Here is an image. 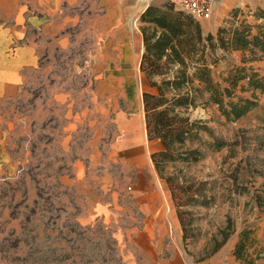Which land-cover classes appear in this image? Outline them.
I'll use <instances>...</instances> for the list:
<instances>
[{"label": "rangeland", "instance_id": "rangeland-1", "mask_svg": "<svg viewBox=\"0 0 264 264\" xmlns=\"http://www.w3.org/2000/svg\"><path fill=\"white\" fill-rule=\"evenodd\" d=\"M223 3L211 21L196 20L208 25L204 36L243 22L257 34L262 20L255 16L264 0ZM104 15L98 4L63 5L46 30L25 21V38L19 41L18 20L0 8V58L9 42L12 51L26 37L38 44L36 63L22 70L12 92L0 94V264H155L150 252L169 258V246L190 264H264V95L243 85L235 98H226V103L236 97L259 101L260 107L238 121H228L201 95L207 93L204 86H195L201 90L195 106L179 109L182 117L212 132L201 130L192 141L177 144L174 160L160 168L151 163L161 178L170 179L181 222L178 236L167 235L129 197L148 164L130 165L113 147L120 105L119 93L103 83L115 54L107 51L101 30ZM143 26L141 17L138 22L132 17L133 32ZM234 53L217 50L212 57L221 64ZM239 55L240 66L264 70V54L245 64L243 58L252 55ZM175 70L145 75L147 86L173 79ZM136 87L145 92L141 82ZM215 139L225 146L214 150ZM194 149L203 157L184 161ZM243 231L251 236L238 259Z\"/></svg>", "mask_w": 264, "mask_h": 264}, {"label": "crops", "instance_id": "crops-1", "mask_svg": "<svg viewBox=\"0 0 264 264\" xmlns=\"http://www.w3.org/2000/svg\"><path fill=\"white\" fill-rule=\"evenodd\" d=\"M153 1L148 4L147 0H0V8L4 13L18 20L19 41L25 38L26 31L23 30L25 21L28 20L36 28L42 27L46 30L63 5L80 6L92 3L98 4L105 10L101 30L107 34L106 41L109 46L107 51L111 49L115 54L114 63L108 64L107 72H110V75L103 83L111 91L119 93L120 105V109L115 113L114 124L117 133L113 147L117 154L130 165L140 167L141 162H146L149 166L146 169L141 167L142 180L130 186L129 197L137 203L140 211L151 221L154 228L165 231L167 235L175 232L178 236L181 232V222L171 188L167 180L161 178L155 166L151 164L153 163L152 155L162 151L164 146L161 140H149L143 93L140 94V87H136L141 82L145 91L151 90V86H147V77L140 70L144 53L143 34L141 29L133 32L131 21L133 16H137L138 22ZM223 5L221 0L217 7ZM200 24L203 30L208 28L207 24L204 25L201 22ZM134 26H136L135 23ZM11 44V42L8 43L5 47L7 52L5 51L0 58V94L2 95L12 92L21 82L22 70L33 66L37 61L38 44L34 40L26 37V43L17 45L14 51L11 50ZM10 51L11 54H9ZM239 54L240 51H237L227 56V60L212 68L215 82H219L220 77L224 81L229 70L240 66ZM261 65L264 66L262 63ZM255 69L264 75V70ZM243 85L249 86L248 82L242 81L235 90L236 95L242 91ZM195 86L201 88L203 85L196 81ZM207 93H201V95L211 101V95ZM1 160L0 155V162ZM168 250L173 252L169 258L150 252L155 264H190L174 247L169 246Z\"/></svg>", "mask_w": 264, "mask_h": 264}, {"label": "trees", "instance_id": "trees-1", "mask_svg": "<svg viewBox=\"0 0 264 264\" xmlns=\"http://www.w3.org/2000/svg\"><path fill=\"white\" fill-rule=\"evenodd\" d=\"M262 20L253 34L251 25L243 22L230 31L221 28L217 36H204L201 24L192 16L176 8L171 3L151 5L141 15V27L144 42V53L140 70L148 77L168 75L178 66L173 79L161 83L151 80V87L156 93H143V103L147 122L149 140H161L163 150L152 155L156 168L161 163L174 160L173 149L177 144H185L199 136L201 130L211 133V129L201 126L197 121L182 117L179 109L195 106V93L201 91L195 87L198 81L204 90L211 95V102L217 105L221 114L228 121H237L252 110L258 108L259 101L236 97L235 90L242 81H247L250 89L264 93V77L252 68L237 66L230 71L228 87L215 82L212 66L218 65L219 59L213 56L217 50L224 52H250L252 57L243 58V63L254 61L258 52L264 54V9H259L255 16ZM148 25L152 26L149 27ZM152 30V32H150ZM194 71L190 75L189 69ZM163 70L168 71L164 73ZM226 98H232L226 103ZM210 146L220 150L225 146L221 139H215ZM184 161H199L203 156L198 149L190 150ZM170 184V179H167ZM249 232L243 231L235 249V256L243 258L246 240L250 241Z\"/></svg>", "mask_w": 264, "mask_h": 264}, {"label": "built area", "instance_id": "built-area-1", "mask_svg": "<svg viewBox=\"0 0 264 264\" xmlns=\"http://www.w3.org/2000/svg\"><path fill=\"white\" fill-rule=\"evenodd\" d=\"M153 0H147L150 4ZM198 21H211L221 0H167Z\"/></svg>", "mask_w": 264, "mask_h": 264}]
</instances>
